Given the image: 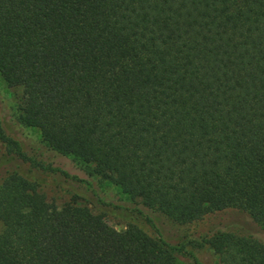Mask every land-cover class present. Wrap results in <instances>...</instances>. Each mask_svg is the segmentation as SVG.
<instances>
[{"label":"trees","instance_id":"obj_1","mask_svg":"<svg viewBox=\"0 0 264 264\" xmlns=\"http://www.w3.org/2000/svg\"><path fill=\"white\" fill-rule=\"evenodd\" d=\"M0 77L46 149L93 164L173 234L226 210L264 233V0H0ZM3 144L15 157L0 161L24 159L0 130ZM194 240L218 264H264L236 228ZM175 251L0 169V264H175Z\"/></svg>","mask_w":264,"mask_h":264},{"label":"rangeland","instance_id":"obj_2","mask_svg":"<svg viewBox=\"0 0 264 264\" xmlns=\"http://www.w3.org/2000/svg\"><path fill=\"white\" fill-rule=\"evenodd\" d=\"M21 104L20 88L8 87L0 77V130L6 138L17 142L24 157L10 163V160H1L0 169L10 165L18 167L21 175L36 182V190L46 202L58 208L65 204L86 207L92 214L100 215L109 230L122 231L128 224H134L146 235H159L176 249L175 264H218L216 255L208 248L197 245L194 239L226 227L251 235L264 245V233L235 210L208 215L186 229V238L173 234L141 199H131L122 194L109 178L94 174L93 164L72 161L69 158L72 155L65 147L63 150L68 156L46 149L38 130L20 122ZM7 150L5 144L0 145L3 159L15 157L13 152L8 154Z\"/></svg>","mask_w":264,"mask_h":264}]
</instances>
